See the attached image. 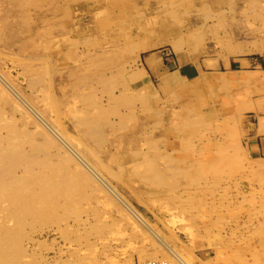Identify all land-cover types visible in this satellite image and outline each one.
<instances>
[{
	"label": "rangeland",
	"instance_id": "obj_1",
	"mask_svg": "<svg viewBox=\"0 0 264 264\" xmlns=\"http://www.w3.org/2000/svg\"><path fill=\"white\" fill-rule=\"evenodd\" d=\"M8 1L0 0V134L30 153L44 146L52 162L43 207L14 216L0 198L13 217L0 234L8 264H264V0ZM188 63L199 67L193 78L180 74ZM34 109L79 152L94 150L90 159L130 205L81 161L87 179L66 166L72 153L46 146L55 134ZM80 117L99 121L106 141Z\"/></svg>",
	"mask_w": 264,
	"mask_h": 264
},
{
	"label": "bare ground",
	"instance_id": "obj_2",
	"mask_svg": "<svg viewBox=\"0 0 264 264\" xmlns=\"http://www.w3.org/2000/svg\"><path fill=\"white\" fill-rule=\"evenodd\" d=\"M10 1V0H9ZM8 1V2H9ZM43 1V0H42ZM54 1V0H53ZM52 1V2H53ZM58 1V0H57ZM80 1V0H79ZM88 1V0H87ZM108 1V0H107ZM60 2V1H59ZM63 2H65V1H63ZM62 2V3H63ZM68 2V1H67ZM86 2V1H85ZM110 2V1H109ZM10 3V2H9ZM15 3H16V1H15ZM35 3V2H34ZM42 3V2H41ZM61 3V4H62ZM102 3V2H101ZM8 4V3H7ZM13 4V3H12ZM76 4V3H75ZM51 5V4H50ZM58 5V4H57ZM65 5V4H64ZM38 6V5H37ZM59 6H60V4H59ZM63 6V5H62ZM15 7H17L16 5H15ZM49 7V6H48ZM57 7V6H56ZM64 7V6H63ZM66 7V6H65ZM64 7V8H65ZM94 7V6H93ZM79 8V7H78ZM77 8V9H78ZM84 8V7H83ZM1 9V8H0ZM5 9V8H4ZM23 9V8H22ZM31 9V8H30ZM38 9H40V8H38ZM24 10V9H23ZM36 10V9H35ZM53 10H55V9H53ZM32 11V10H31ZM38 11V10H37ZM46 11H47V9H46ZM34 13V12H33ZM39 13V12H38ZM48 13H50V12H48ZM52 13V12H51ZM53 13H55V12H53ZM52 13V14H53ZM58 13V12H57ZM56 13V14H57ZM61 13V12H60ZM59 13V14H60ZM1 14H2V12H1ZM40 14V13H39ZM58 14V15H59ZM11 15V14H10ZM48 15V14H47ZM78 16H79V14H78ZM9 17V16H8ZM95 18H96V16H94ZM5 18H7V17H5ZM95 18H93V19H95ZM41 19V18H40ZM44 19V18H43ZM42 19V20H43ZM73 19V18H72ZM35 20H37V19H34V21ZM48 20V19H47ZM71 20V19H70ZM96 20V19H95ZM98 20V19H97ZM4 21H6V19L5 20H3V22ZM38 21V20H37ZM62 21H63V19H62ZM67 21V20H66ZM89 21V20H88ZM7 22V21H6ZM9 22V21H8ZM32 22V21H31ZM71 22H72V20H71ZM5 23V22H4ZM31 24V23H30ZM6 25V24H5ZM14 27V26H13ZM69 27V26H68ZM79 27V26H78ZM4 28V27H3ZM80 29V28H79ZM85 29V28H84ZM71 30V29H70ZM30 31V30H29ZM73 32V31H72ZM80 32V31H79ZM36 33V32H35ZM3 35H5V34H3ZM85 35V34H84ZM6 36V35H5ZM88 36V35H87ZM76 37V36H75ZM81 39H82V37H81ZM89 39V38H88ZM104 39V38H103ZM2 40V39H1ZM28 40V39H27ZM34 40H37V39H33L32 41H34ZM90 40V39H89ZM38 41V40H37ZM84 42V41H83ZM86 42V41H85ZM143 44V43H142ZM34 47V46H33ZM71 47V46H70ZM65 48V47H64ZM69 48V47H68ZM144 47H140V48H138L137 49V51L138 52H140L142 49H143ZM88 49V48H87ZM102 49V48H101ZM107 49V48H106ZM105 49V50H106ZM108 49H110L111 50V48H108ZM130 49V48H129ZM92 50V49H91ZM100 50V49H99ZM98 50V51H99ZM103 50V49H102ZM112 50H113V48H112ZM122 50V49H121ZM121 50H119L120 51V53H121ZM124 50V49H123ZM93 51V50H92ZM104 51V50H103ZM108 51V50H107ZM117 51V50H116ZM116 51H115V53H116ZM129 51V50H128ZM255 51V50H254ZM36 52V51H35ZM95 52V51H94ZM97 52V51H96ZM102 52V51H101ZM118 52V51H117ZM114 52H113V54H115ZM89 54H90V52H89ZM91 54H92V52H91ZM98 54V53H97ZM101 55V54H100ZM109 55H112V54H109ZM86 56V55H85ZM84 56V57H85ZM88 56V55H87ZM94 56V55H93ZM101 56H104V55H101ZM95 57V56H94ZM94 57H93V59H94ZM96 57H100L99 55H97ZM79 58H81V57H79ZM89 58V57H88ZM92 58V57H91ZM101 58V57H100ZM110 58H112V57H110ZM110 58H108V60H110ZM96 59V58H95ZM114 59V58H113ZM81 60V59H80ZM90 60H92V59H90ZM105 60V59H104ZM107 60V59H106ZM25 61H27V60H25ZM24 61V62H25ZM34 61V60H33ZM35 61H36V59H35ZM37 61H40V59H38ZM45 61H47V60H45ZM76 61V60H75ZM86 61V60H85ZM124 61V60H123ZM30 62H31V60H30ZM74 62V61H73ZM84 62V61H83ZM111 62H113V61H111ZM35 63V62H34ZM42 63H43V60H42ZM78 63V62H77ZM86 63H87V61H86ZM102 63V62H101ZM100 63V64H101ZM117 63V62H116ZM115 63V64H116ZM48 64V63H47ZM79 64H80V62H79ZM96 64H99V62L97 63L96 62ZM102 64H105V61L102 63ZM101 64V65H102ZM123 65L125 64L124 62L122 63ZM24 65V64H23ZM73 65V64H72ZM93 65V64H92ZM91 65V66H92ZM100 65V66H101ZM49 66V65H48ZM93 66H95V65H93ZM92 66V67H93ZM96 66H99V65H96ZM95 66V67H96ZM122 66V65H121ZM45 67V66H44ZM118 67V66H117ZM120 67V66H119ZM28 68V67H27ZM32 68V67H31ZM46 68H48V67H46ZM45 68V69H46ZM70 68L71 67H69V71H70ZM77 68V67H76ZM76 68H75V70H76ZM84 68V67H83ZM100 68V67H99ZM42 69H43V67H42ZM49 69H50V66H49ZM78 69V68H77ZM94 69V68H93ZM98 69V68H97ZM113 69V68H112ZM87 70H88V67H87ZM116 70V69H115ZM123 70V69H122ZM40 71V70H39ZM43 71V70H42ZM45 71H47V69L45 70ZM69 71L67 72L68 73V75H69ZM74 71V70H73ZM95 71V70H94ZM93 71V72H94ZM106 71H109V70H106ZM112 71V70H111ZM117 71V70H116ZM115 71V72H116ZM121 71V70H120ZM124 71V70H123ZM127 71V69L124 71V72H126ZM48 72H49V70H48ZM55 72V71H54ZM84 71H82L81 73H83ZM86 72V71H85ZM96 72V71H95ZM94 72V73H95ZM112 72H114V71H112ZM114 72V73H115ZM118 72V71H117ZM123 72V73H124ZM62 73V72H61ZM97 73V72H96ZM98 73H101V72H98ZM108 73V72H107ZM109 73H111L110 71H109ZM108 73V74H109ZM119 73V72H118ZM122 73V72H121ZM44 74V73H43ZM47 74V76H48V73H46ZM75 74V73H74ZM120 74V73H119ZM42 75V74H41ZM107 75V74H106ZM111 75V74H110ZM109 75V76H110ZM116 75V74H115ZM121 75V74H120ZM126 75V74H125ZM43 76V75H42ZM50 76V75H49ZM70 76H71V74H70ZM89 76V75H88ZM30 77H32V76H30ZM36 77H38V76H36ZM87 77V76H86ZM98 77V76H97ZM107 77V76H106ZM119 77V76H118ZM4 78V77H3ZM48 78V77H47ZM68 78H70V77H68ZM72 78V77H71ZM100 78V77H99ZM102 78H103V76H102ZM79 79V78H78ZM86 79V78H85ZM101 79V78H100ZM125 79V78H124ZM75 80V79H74ZM76 80H77V78H76ZM82 80H83V78H82ZM105 80H106V78H105ZM116 80L117 79H115V82H116ZM130 80V79H129ZM138 80V79H137ZM34 81V80H33ZM47 81V80H46ZM48 81H50V79L48 80ZM47 81V82H48ZM104 81V80H103ZM113 81V80H112ZM121 81H122V79H121ZM120 81V82H121ZM7 82V81H6ZM44 82V81H43ZM77 82V81H76ZM10 83V82H9ZM41 82H39L38 84H40ZM46 83V82H45ZM49 83V82H48ZM78 83H79V81H78ZM83 83V82H82ZM103 83V82H102ZM123 83H125V82H123ZM42 84V83H41ZM44 84V83H43ZM80 84H81V82H80ZM93 83H91V85H92ZM95 84V83H94ZM103 84H105V83H103ZM121 84V83H120ZM73 85V84H72ZM77 85V84H76ZM89 85V84H88ZM90 85V86H91ZM29 86V85H28ZM51 86V85H50ZM50 86H48V87H50ZM78 87H79V85H77ZM86 86H87V84H86ZM123 86V85H122ZM25 87V86H24ZM47 87V88H48ZM72 87V86H71ZM99 87V86H98ZM15 88V87H14ZM33 88H34V86H33ZM51 88V87H50ZM74 88V87H73ZM82 88V87H81ZM90 88V87H89ZM92 89H93V87H91ZM123 88V87H122ZM9 89H11V88H9ZM82 89H84V87L82 88ZM100 89V88H99ZM51 89H49L48 88V91H47V93L50 91ZM91 90V89H90ZM94 90V89H93ZM92 90V91H93ZM119 90V89H118ZM45 91V90H44ZM91 91V92H92ZM17 92V91H16ZM51 92V91H50ZM18 93V92H17ZM38 93V92H37ZM74 93V92H73ZM89 93V92H88ZM134 93V92H133ZM82 95H83V93H82ZM93 95V94H92ZM67 96V95H66ZM70 96V95H69ZM94 96V95H93ZM96 96V95H95ZM124 96V95H123ZM131 96V95H130ZM136 96V95H135ZM97 97V96H96ZM125 97V96H124ZM126 97H128V96H126ZM15 98V97H14ZM137 98V97H136ZM17 99V98H16ZM22 99H23V96H22ZM130 99V98H129ZM128 99V100H129ZM134 99V98H133ZM52 100V99H51ZM122 100V99H121ZM24 102H27V101H24ZM70 102V101H69ZM76 102V101H75ZM74 102V103H75ZM89 102V101H88ZM99 102V101H98ZM117 102V101H116ZM29 103V102H28ZM51 103H53L52 101H51ZM27 104V103H26ZM65 104L67 105V103L65 102ZM85 104V103H84ZM14 105V104H13ZM71 105H72V103H71ZM19 106V105H18ZM73 106H75V105H73ZM85 106V105H84ZM31 107V106H30ZM49 107H51V106H49ZM87 107V106H86ZM16 107H14L13 109H15ZM68 108H70L71 110H73V108H74V110L76 111V112H78L77 111V108L76 107H73L72 108V106L70 107V106H68ZM76 108V109H75ZM19 109V108H18ZM56 109V108H55ZM65 109V108H64ZM81 109V108H80ZM142 109V108H141ZM35 110V109H34ZM69 110V109H68ZM73 110V112H72V114H70V115H72L73 116V114H74V116H75V114H78L79 116L81 115V114H83V112L81 113V114H79V113H75V111ZM79 110V109H78ZM97 110V109H96ZM130 110V109H129ZM31 111V110H30ZM83 111V110H82ZM35 114H36V117L38 118V120L40 121H38L40 124H42L41 126H42V129L45 131V129H49V130H51V133L53 132L55 135L53 136L52 134H47L48 135V137H45V140L47 141H49V143H48V145L46 144V146H49V147H56V150L55 151H57V150H59V152L61 153V151H65V147L67 148V149H69V151H70V153H72V156H73V154L75 155L74 157L76 158H74V157H72V156H62L63 157V159H64V161L66 162V166L67 165H69V163L70 164H74L75 163V165L77 164V161L79 160V161H81V163L82 164H84V166L87 168V170H89L90 172H92L98 179H101V178H103V176L100 174V170L97 168V165H96V163L93 161V156L95 157L96 155H95V152H94V150H91V148L90 147H87V146H85V148L87 149V151H89V153H90V155H85V153H81V152H79V150H77V149H75L74 147H72V145L70 144V142H68L67 141V139L69 138V135L67 136V134L66 135H63V133L62 132H60V131H58L53 125H51L50 123H49V121L47 120V118L45 117V114L43 113V112H39V111H36L35 110ZM47 112V111H46ZM93 112V111H92ZM126 112V111H125ZM26 113V112H25ZM69 113V112H68ZM70 113H71V111H70ZM1 114H3V113H1ZM95 114V113H94ZM94 114H93V116H94ZM57 115V114H56ZM77 115V116H78ZM84 116H85V114H83ZM82 115V116H83ZM98 115V114H97ZM96 115V116H97ZM73 116V117H74ZM81 116V117H82ZM80 117V118H81ZM95 117V116H94ZM121 117V116H120ZM134 117H136V116H134ZM133 117V118H134ZM7 118V117H6ZM74 118H79V117H74ZM98 119V118H97ZM125 119V118H124ZM127 119V118H126ZM77 120H79V119H77ZM81 120H82V122L84 123V125H86L87 127H88V131L91 133V135L93 136V138H94V136L95 137H101V138H105V139H103V141L105 140L106 141V137L103 135L104 133H102V135L104 136V137H102V135H99V136H97L96 135V133H95V131L97 132V128L99 127L98 125H99V121H97L95 118H87V117H85V118H81ZM99 120H100V118H99ZM101 120H103L102 118H101ZM106 121L108 120L107 118L105 119ZM122 120V119H121ZM80 121V120H79ZM108 121H110V124H111V120H108ZM107 121V122H108ZM59 122V121H58ZM101 122V121H100ZM126 122V121H125ZM2 123V122H1ZM7 123V122H6ZM9 123V122H8ZM77 123V122H76ZM75 123V124H76ZM127 123V122H126ZM136 123H138V122H136ZM158 123V122H157ZM40 124H38L37 123V125H38V127L40 126ZM78 125H80L79 123H77ZM104 124V123H103ZM151 124H152V122H151ZM82 126H83V124H81ZM111 125H114V124H111ZM143 125V124H142ZM262 125V124H261ZM13 126V125H12ZM26 126H28V125H26ZM25 126V124H24V128L26 127ZM35 126H36V124H35ZM40 126V127H41ZM106 126V125H105ZM154 126V125H153ZM43 127H45V128H43ZM78 127V126H77ZM101 127H102V125H101ZM140 127V126H139ZM143 128V127H142ZM153 128V127H152ZM16 129H18V128H16ZM20 129H22V127L20 128ZM29 129V128H28ZM27 129V130H28ZM80 129V128H79ZM139 129V128H138ZM146 129V128H145ZM261 130H264V128H260ZM19 130V129H18ZM26 130V129H25ZM33 130H34V128H33ZM102 130V129H101ZM20 131V130H19ZM18 131V132H19ZM31 131V130H30ZM43 131V132H44ZM47 131V130H46ZM146 131V130H145ZM21 132V131H20ZM49 132V131H48ZM83 132H86V131H83ZM100 132V131H99ZM30 133H32V131L30 132ZM50 133V132H49ZM87 134H88V132H86ZM95 133V134H94ZM98 133V132H97ZM6 134V133H5ZM33 134V133H32ZM39 134H40V132H39ZM38 134V135H39ZM113 134H114V132H113ZM31 135V134H30ZM29 135V136H30ZM84 135H85V133H84ZM33 136V135H32ZM65 136H67L68 138L67 139H65ZM96 138V139H97ZM98 138V139H99ZM101 138H100V140H101ZM16 138H15V136L13 137V136H11V135H3V134H0V198L1 197H3V198H5V199H7L8 201H9V203H10V212L15 216V215H22V214H27V212H30V211H32V209L36 206H42V203L43 202H45V199H46V197H44L45 195H44V192H46L47 191V187H48V185H49V183H52L51 181H52V178H51V176L49 175L50 173L47 171L48 169H47V167H50V166H52V162H51V160H49V158H46V156L45 157H41L40 155H41V151L44 149V146H42V148L43 149H41V151H40V149H38V148H41V147H39L38 145H36V146H38V147H36V150H35V152H28L27 151V149H25L24 147H22L21 146V144L20 143H18L17 142V140H15ZM26 139H27V137H26ZM85 139H87V138H85ZM37 141V140H36ZM74 141V140H73ZM87 141V140H86ZM89 141V140H88ZM93 141V140H92ZM108 141V140H107ZM154 141V140H153ZM34 142H35V140L31 143V144H34ZM38 142H40V141H38ZM38 142H36V143H38ZM95 142V141H94ZM99 142V141H98ZM98 142L96 143V144H98ZM101 142V141H100ZM99 142V144H102V143H100ZM152 142V141H151ZM155 142V141H154ZM35 143V144H36ZM43 145V144H42ZM51 145V146H50ZM90 145H91V143H90ZM25 146H26V144H25ZM77 146H79V144H77ZM88 146H89V144H88ZM28 147H29V145H28ZM92 147V146H91ZM156 147V146H155ZM35 148V147H34ZM34 148H32V149H34ZM80 148V147H79ZM82 148V147H81ZM85 148H83V150H86ZM45 149H47L46 147H45ZM132 149V148H131ZM54 150V149H53ZM83 152V151H82ZM138 152H140V151H138ZM195 152H197V151H195ZM47 153V152H46ZM53 153V152H52ZM63 153V152H62ZM88 153V154H89ZM44 154V153H43ZM49 154V153H48ZM55 154V153H54ZM54 154L52 155V156H54ZM57 154H58V152H57ZM56 155V154H55ZM59 155V154H58ZM71 155V154H70ZM194 155V154H193ZM51 156V157H52ZM60 156V155H59ZM90 158H93L92 160L90 159ZM97 158V157H96ZM204 158V157H203ZM95 160V159H94ZM62 161V160H61ZM53 162H56V161H54L53 160ZM59 162V161H58ZM145 162H146V160H145ZM57 163V162H56ZM80 163V164H81ZM100 163V162H99ZM64 164V163H63ZM80 164H78V165H80ZM81 164V165H82ZM102 164H104V162L102 163ZM101 164V165H102ZM56 164H54V166H55ZM118 165V164H117ZM77 166V165H76ZM104 166V165H103ZM64 167V166H63ZM72 167V166H71ZM83 167V166H82ZM105 167V166H104ZM69 168V167H68ZM100 168V167H99ZM106 168V167H105ZM85 169V168H84ZM102 169V168H101ZM99 170V171H98ZM105 170H107V169H105ZM76 172H77V175H79V176H83L84 178H86L87 179V174L81 169V170H79V166H77L76 167ZM89 172V173H90ZM91 174V173H90ZM63 175V174H62ZM65 176V175H64ZM105 177V176H104ZM96 179V178H95ZM103 180H105L104 178H103ZM106 181V180H105ZM105 181H103V182H105ZM109 182V181H108ZM121 183V182H120ZM106 184H107V187L109 188V190L111 191V192H115L116 194H118V196H119V201L126 207L127 206V204H129L128 203V201L126 200V199H124V198H122V197H120V195H119V193L117 192V190L114 188V187H112L109 183H107V181H106ZM196 189V188H195ZM189 190V189H188ZM61 200V199H60ZM6 201V200H5ZM47 202V201H46ZM59 203V202H58ZM61 203V202H60ZM7 204V203H6ZM130 205V204H129ZM7 206V205H6ZM6 206H5V209H7L6 208ZM13 208H12V207ZM43 207V206H42ZM5 209L4 208H2L1 209V207H0V234H6V233H8V232H10V229H9V227H10V224H9V221L11 220V217H10V213H8V214H6V212H5ZM134 211L135 213H137V214H139V215H141L140 213H139V211L137 210V211H135L136 209L134 208V207H130L129 208V211ZM132 213V212H131ZM10 214V215H9ZM136 214V215H137ZM34 215V214H33ZM59 215V214H58ZM135 215V214H134ZM18 217V216H17ZM25 217V216H24ZM138 217V216H137ZM13 218V217H12ZM16 218V217H15ZM18 220H19V218H18ZM17 220V221H18ZM23 220V219H22ZM18 223V222H17ZM7 236V235H6ZM11 238V237H10ZM163 243V242H162ZM22 244V243H21ZM164 245H165V247H170L167 243H163ZM6 246V245H5ZM147 255H148V253H146ZM148 256H150V255H148ZM141 257L142 258H144L143 256H142V254H141ZM149 258H151V257H149ZM152 259V258H151ZM156 259V258H155ZM178 259H180L181 261H183L184 263L186 262L184 259H182L181 257L179 258L178 257ZM8 261L9 260H6V259H4L3 258V256L1 255V253H0V264H8ZM23 264V263H22ZM185 264H188V263H185Z\"/></svg>",
	"mask_w": 264,
	"mask_h": 264
},
{
	"label": "crops",
	"instance_id": "obj_3",
	"mask_svg": "<svg viewBox=\"0 0 264 264\" xmlns=\"http://www.w3.org/2000/svg\"><path fill=\"white\" fill-rule=\"evenodd\" d=\"M198 72H199V67L196 63H188L180 68V74L187 78L195 77ZM258 128L259 126L254 128L255 134H257L256 131H258Z\"/></svg>",
	"mask_w": 264,
	"mask_h": 264
},
{
	"label": "built area",
	"instance_id": "obj_4",
	"mask_svg": "<svg viewBox=\"0 0 264 264\" xmlns=\"http://www.w3.org/2000/svg\"><path fill=\"white\" fill-rule=\"evenodd\" d=\"M141 264H185L178 258H170V259H161V258H152L146 259Z\"/></svg>",
	"mask_w": 264,
	"mask_h": 264
}]
</instances>
